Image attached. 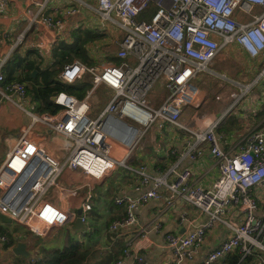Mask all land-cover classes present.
<instances>
[{
  "label": "built area",
  "instance_id": "1",
  "mask_svg": "<svg viewBox=\"0 0 264 264\" xmlns=\"http://www.w3.org/2000/svg\"><path fill=\"white\" fill-rule=\"evenodd\" d=\"M3 5L0 0V7ZM149 9H154L150 15ZM95 12L102 24H114L122 32L115 53L120 62L103 66L99 71L79 62L65 65L57 77L61 83L73 84L87 74L92 89L81 100L65 92L58 93L53 100L58 107L54 113H31L17 105L28 116L29 126L21 129L0 165V214L38 237L73 222L75 215L50 202L48 194L56 189L63 196L74 197L89 185L61 186L64 171H79L86 177L100 179L116 167L129 169L125 159L113 157V147L132 151L149 128L167 124L189 132L191 159L201 154L200 145L209 146L219 171L218 179L212 188L204 189L189 184L192 173L187 168L177 172L171 182L167 176H152L145 167L129 169L141 186L150 189L136 197L114 199L115 205L124 208V216L113 221L108 232L135 227L137 210L149 200L159 198L156 192L162 188L168 194V206L181 200L206 217L202 225L186 235L164 236L175 264L192 261L206 232L219 224L227 227L231 235L207 253L200 264H220L235 252L241 260L253 256L256 264H264V215L256 217L258 203L253 195L255 188L264 189V127L251 131L239 142V150L232 153L223 151L218 144L214 131L219 120L198 131L188 129L182 120L185 109L199 104L200 87L196 80L200 75L229 81L226 75L210 69L223 49L243 53L250 59L264 56V0H96ZM76 13V9L64 11L66 17ZM39 22L52 31L61 25L52 17H42ZM263 76L264 60L257 77ZM160 81L165 98L153 106L149 95ZM236 85L239 95L230 93L234 104L246 97L252 87V84ZM100 87L110 92V98L99 114L92 117L89 100ZM26 95L25 85L20 82L8 83L4 90L0 88V99L12 103V97L23 100ZM34 126L63 138V159H55L32 141ZM233 206L242 210L238 224L225 221ZM91 209V195L87 193L81 212ZM80 218L85 224L86 217L81 214ZM147 227L155 231L160 228L151 223L138 229L124 243L121 259L113 264L144 263L141 251L150 247ZM7 243L8 239L0 234V244ZM35 262L34 258L30 260V264Z\"/></svg>",
  "mask_w": 264,
  "mask_h": 264
},
{
  "label": "crops",
  "instance_id": "2",
  "mask_svg": "<svg viewBox=\"0 0 264 264\" xmlns=\"http://www.w3.org/2000/svg\"><path fill=\"white\" fill-rule=\"evenodd\" d=\"M3 1L4 5L0 7V65H2L0 72L3 75L1 89L4 90L8 75L14 78L12 81L15 82H19V79L25 78L28 74L34 78L37 72L29 71L28 62L40 61L38 68L41 71H58L57 77L63 70L62 63L65 62H67L65 65L79 62L98 71L103 66L119 64L115 53L122 36L115 38L112 24L100 22L95 12L96 0ZM69 9H76L77 13L66 17L64 11ZM42 17L58 19L61 25L56 31H52L39 22ZM93 35L97 36L92 38ZM77 48L80 49L79 56L69 61V53ZM81 55L85 60L80 57ZM16 57L26 62L20 66ZM263 60L264 56L250 59L243 53L233 54L229 49H223L210 64V69L219 75H226L229 81L207 74L199 76L196 80L200 87L199 104L196 108L185 109L182 115L187 128L192 131L204 130L219 120L214 133L220 148L226 152L236 153L243 138L251 131L264 127V76L257 77ZM260 82L259 96L255 101L250 98V94ZM75 83L83 84L81 89L84 88L85 91H82L81 99H84L92 89L90 76L85 74ZM236 83L252 84V87L248 96L234 104L230 93L239 90ZM23 84L27 92L25 99L12 97L14 103L5 98L0 99V165L21 129L29 126V118L23 113L25 109L22 110L17 105L31 107L34 111L31 113H39L36 103L27 91L32 83L27 81ZM158 84L163 87L161 81ZM98 90H101L104 96L103 108L110 98V92L104 87L94 91L89 100L92 117L94 116L91 99ZM151 103L153 105L152 100ZM229 108V112L224 115ZM31 139L44 147L55 159H63L62 137L41 126H34ZM191 143L192 137L189 132L166 124L162 128L156 126L149 128L132 151L115 145L112 155L117 159H125L126 166L131 170L145 167L152 176H167L170 182L175 180L177 172L187 168L192 173L189 184L210 189L219 177L216 161L207 144L200 145L198 149L201 154L191 159L192 151H189ZM129 169L116 167L100 179L86 177L79 171L65 170L59 181L61 186L73 188L88 184L89 188H84L74 197L63 196L56 189L49 192L47 199L67 213L74 214L75 219L63 227L50 229L44 237L32 235L23 226L0 214V234L8 239L7 244H0V264H30L32 258L37 263L42 260V251L62 250L67 246L68 240L80 242L82 249L87 252L83 264H113L121 259L124 243L138 229L151 223L158 224L160 228L155 231L147 227L146 235L150 247L141 251L143 264H175L164 236L186 235L202 225L206 217L181 200L168 206V194L161 188L156 192L159 198L149 200L137 210L138 221L135 227L128 231L108 232V226L124 216V208L115 205L114 199L123 196L136 197L150 189L141 186ZM87 193L91 195L92 209L82 212L87 221L83 230L76 231L72 226L77 218V212L82 209L83 199ZM253 195L258 203L256 217L261 218L264 215V189L255 188ZM241 219L242 210L239 206H233L225 217V221L232 224L240 223ZM65 228H69L73 236L70 238L67 234L61 243L58 235ZM230 235L227 227L216 225L206 232L194 259L181 264H200L207 253L217 248ZM19 243L25 245L30 255L28 259L13 253L14 247ZM253 264H256L254 259Z\"/></svg>",
  "mask_w": 264,
  "mask_h": 264
},
{
  "label": "trees",
  "instance_id": "3",
  "mask_svg": "<svg viewBox=\"0 0 264 264\" xmlns=\"http://www.w3.org/2000/svg\"><path fill=\"white\" fill-rule=\"evenodd\" d=\"M154 12V9H149L147 14L150 15ZM97 35H93L92 38ZM91 38V39H92ZM80 49H75L69 53L68 60L71 61L75 57L79 56ZM83 60H85L84 56H80ZM39 59V57H38ZM16 61L18 65L22 66L25 60H21L16 57ZM65 62V61H62ZM61 62V63H62ZM40 61L36 63L28 62V69L30 72L36 71L37 74L34 78H31L30 74H28L25 78L19 79L20 83L29 81L32 83L30 88L27 90L28 94L31 96L32 100L37 105V112H50L54 113L58 110V107L51 101V98L57 95L60 92H65L68 95L74 96L77 99L82 98V91L85 89H81L82 83L75 84H63L57 79L58 71H41L38 68ZM67 63V62H65ZM65 63H62V66H65ZM64 64V65H63ZM67 65V64H66ZM14 78H11L10 75L5 79V84L14 82L12 81ZM80 84V85H79ZM42 260L35 264H83V261L87 255V252L82 249L80 242L68 240V244L62 250H48L42 251ZM264 257V255H263ZM253 256L247 257L241 260V256L239 253L235 252L226 257V259L220 264H253Z\"/></svg>",
  "mask_w": 264,
  "mask_h": 264
},
{
  "label": "rangeland",
  "instance_id": "4",
  "mask_svg": "<svg viewBox=\"0 0 264 264\" xmlns=\"http://www.w3.org/2000/svg\"><path fill=\"white\" fill-rule=\"evenodd\" d=\"M112 27H113L112 28L113 29V32H115L114 33V36L116 35L115 38H120L122 36V32L114 24H112ZM243 85H249V84H243ZM260 86H261V82L259 83V85L257 86V88H255V89H253L251 91V94H250V98L251 99H253L255 101L258 99V96H259V94H258V88ZM237 92L235 91V94L236 95H239ZM249 93H248V95H249ZM165 94H166V92L164 91L163 87H161L160 84H158V85H156L154 87L153 91L149 95V99L153 101V105L154 106H158L160 104V102L162 101L161 99H163L165 97ZM91 102L93 104V113H92V115L94 117H96L99 114V112L102 110L103 104H104V96H103V93H102L101 90H98L95 93V95L91 99ZM23 109L27 110L28 112H34L31 107H26V108L23 107ZM23 113H25V112H23ZM1 148L3 149V146H1ZM0 161H1V159H0ZM67 234H68V236L70 238H71V236H73V233H72V231L69 228H65V229H63L59 233L58 239H59V241L61 243L63 242V240L65 239V237H66Z\"/></svg>",
  "mask_w": 264,
  "mask_h": 264
},
{
  "label": "water",
  "instance_id": "5",
  "mask_svg": "<svg viewBox=\"0 0 264 264\" xmlns=\"http://www.w3.org/2000/svg\"><path fill=\"white\" fill-rule=\"evenodd\" d=\"M53 100H54V98H52V102H53ZM81 214H82V212H81V210H79L77 212V218H76V220L72 226V229H74L76 231H80V230L84 229V223H82L81 218H80ZM13 253L15 255L22 256L26 259H28L30 257L29 253L25 249V245L22 243H19L16 245V247H14Z\"/></svg>",
  "mask_w": 264,
  "mask_h": 264
}]
</instances>
